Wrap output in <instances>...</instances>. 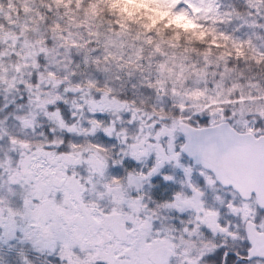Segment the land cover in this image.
I'll use <instances>...</instances> for the list:
<instances>
[{"label":"snow or ice","instance_id":"6c2138e0","mask_svg":"<svg viewBox=\"0 0 264 264\" xmlns=\"http://www.w3.org/2000/svg\"><path fill=\"white\" fill-rule=\"evenodd\" d=\"M110 4L0 0V264H264V0Z\"/></svg>","mask_w":264,"mask_h":264},{"label":"trees","instance_id":"16d2710c","mask_svg":"<svg viewBox=\"0 0 264 264\" xmlns=\"http://www.w3.org/2000/svg\"><path fill=\"white\" fill-rule=\"evenodd\" d=\"M135 4L138 7L129 14L120 11L115 0H111L110 6L104 8V11L123 17L125 24L138 27L143 32L153 33V40L162 42V47L171 48L175 45L174 51H181L185 46L191 45L192 41H198L203 36L198 27L185 29L172 23L170 15L173 10L170 0H135Z\"/></svg>","mask_w":264,"mask_h":264},{"label":"rangeland","instance_id":"374dc122","mask_svg":"<svg viewBox=\"0 0 264 264\" xmlns=\"http://www.w3.org/2000/svg\"><path fill=\"white\" fill-rule=\"evenodd\" d=\"M118 8L122 12L126 13H132L134 12V9L138 7V5L135 4V0H115ZM171 21L175 26L182 27L185 29H193L196 27L193 24H190L188 22V18L181 14H175L174 12L170 15Z\"/></svg>","mask_w":264,"mask_h":264}]
</instances>
